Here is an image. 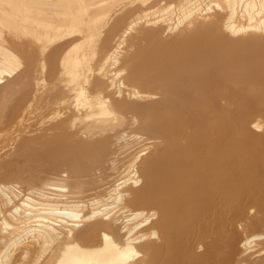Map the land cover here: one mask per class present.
Wrapping results in <instances>:
<instances>
[{"label":"bare ground","instance_id":"6f19581e","mask_svg":"<svg viewBox=\"0 0 264 264\" xmlns=\"http://www.w3.org/2000/svg\"><path fill=\"white\" fill-rule=\"evenodd\" d=\"M0 264H264V0H0Z\"/></svg>","mask_w":264,"mask_h":264}]
</instances>
